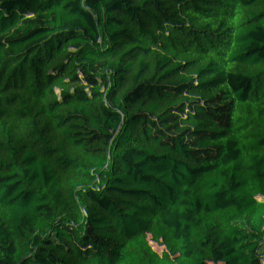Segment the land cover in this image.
<instances>
[{
  "label": "trees",
  "instance_id": "1",
  "mask_svg": "<svg viewBox=\"0 0 264 264\" xmlns=\"http://www.w3.org/2000/svg\"><path fill=\"white\" fill-rule=\"evenodd\" d=\"M0 264H264V0H0Z\"/></svg>",
  "mask_w": 264,
  "mask_h": 264
}]
</instances>
